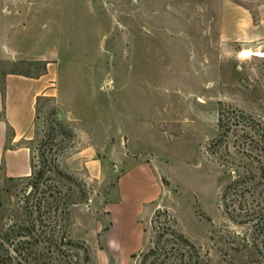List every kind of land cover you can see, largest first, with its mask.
<instances>
[{
  "label": "rangeland",
  "instance_id": "1",
  "mask_svg": "<svg viewBox=\"0 0 264 264\" xmlns=\"http://www.w3.org/2000/svg\"><path fill=\"white\" fill-rule=\"evenodd\" d=\"M21 74L52 91L33 109L15 87L9 111L8 79ZM225 110L245 119L222 144ZM4 123L0 154L30 156L28 175L0 158V232L27 219L30 197L46 231L83 245L89 264H187L144 261L173 223L204 264H262L245 217L252 189L230 210L223 193L227 167L255 170L264 207V0H0ZM44 153L61 175L29 182ZM77 252L60 245L61 264Z\"/></svg>",
  "mask_w": 264,
  "mask_h": 264
},
{
  "label": "trees",
  "instance_id": "2",
  "mask_svg": "<svg viewBox=\"0 0 264 264\" xmlns=\"http://www.w3.org/2000/svg\"><path fill=\"white\" fill-rule=\"evenodd\" d=\"M46 71L47 70L45 69L40 77L44 76ZM21 76L38 79V77H31L27 74H21ZM42 98L46 97H39L38 103ZM241 119L244 120L245 117L236 114L235 111H222L220 118V139L218 142L227 144V139L231 138V135L233 136L234 133L237 134L239 132L242 124ZM57 125L62 128L64 127L62 123L59 122ZM253 129L255 130V127H252V130ZM66 133L70 134L69 131ZM55 139L54 135H48L44 138L42 143L44 145L49 144L50 142H55ZM42 159L43 166L39 171H37L38 167L35 164L33 165L34 173L28 179L29 182L35 180L36 183L39 184L44 181L49 172H56L58 175H61L57 159L52 158L49 160L46 153L42 155ZM227 168V173L231 179V183L226 187L223 193V199L226 203L227 209L230 210V208L235 207L240 198H246L247 193L251 189L252 197L254 198V202L252 203L258 202L257 205H254L251 209L247 210L245 217L252 221L253 227L256 228L258 238L260 239L256 240L254 246L261 258V263L264 264V207L261 203L263 199H261L260 194L257 193V189L260 186V183H257V173L255 170L246 172L241 171L240 169L230 172L229 167ZM251 179L253 182L252 188L247 185L248 181ZM22 181H25V179H22ZM32 187H35V185ZM36 187H39V185ZM30 203L31 199L28 197L26 199V206L24 207L27 219L24 220V222H15L13 225L0 232V264H61L63 261L62 259H59L58 249L60 248V245L63 244L65 246H74L79 249V251L83 250L84 254L81 252L76 253V261L72 264H89L90 255L88 250L81 244H75L72 240L67 239L68 241L66 242V236L60 238L56 233L49 234L46 231L47 223L43 220V207L41 205L31 206ZM239 204L240 208L243 209L244 205L242 203ZM36 214H38V216H36ZM162 215L163 214L160 213L156 217L154 224L161 223L158 220L161 219ZM164 215H167L169 223L172 222V219H169L170 216L168 212H165ZM174 224L176 223L169 225V227L168 225L162 228L160 226L158 227L160 230L159 242L156 247L144 257V261L147 262V260L153 257L155 260L166 263L168 260H176L178 254H181V256H183L182 258L187 259V264H204L198 249H196L195 245L178 231ZM168 232L173 236V240L171 241L173 248L171 249L163 243L165 233ZM182 249L184 250L183 252Z\"/></svg>",
  "mask_w": 264,
  "mask_h": 264
},
{
  "label": "crops",
  "instance_id": "3",
  "mask_svg": "<svg viewBox=\"0 0 264 264\" xmlns=\"http://www.w3.org/2000/svg\"><path fill=\"white\" fill-rule=\"evenodd\" d=\"M44 78V77H43ZM43 78H41L40 80H34L32 79L30 81L29 78L24 77V76H12L8 79V106H9V111H10V103H11V94L12 91L15 87H23L24 89V94L25 95H31L32 97V103H33V109L34 106L37 102V99L39 97H41L42 95L48 94L50 93L51 90V86L46 84V83H42V81L44 80ZM8 123L13 126L14 130L16 131V140L14 142H19L17 141V138L21 135L22 130L18 128L17 124L10 119V115L8 117ZM7 123L5 124H0V133L1 134H5L6 133V128H7ZM29 154H28V149L27 148H19L18 152H13L11 151L10 153H8L7 155H1L0 154V158H5L8 166L10 168V172H18L23 167H26V161L27 159H29ZM18 158H22L24 162H22L21 160H18ZM24 165V166H23ZM23 170H25L24 175H28V169L23 168ZM24 172V171H23Z\"/></svg>",
  "mask_w": 264,
  "mask_h": 264
}]
</instances>
